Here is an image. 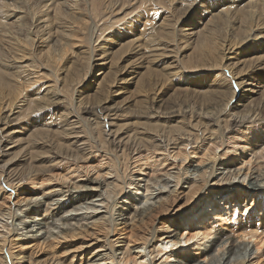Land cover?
I'll list each match as a JSON object with an SVG mask.
<instances>
[{
	"label": "bare ground",
	"instance_id": "obj_1",
	"mask_svg": "<svg viewBox=\"0 0 264 264\" xmlns=\"http://www.w3.org/2000/svg\"><path fill=\"white\" fill-rule=\"evenodd\" d=\"M125 1L0 0V126H3L0 128V153L3 141L7 140L4 135L12 127L11 122L17 124L25 117H35V114L44 109L57 107L65 102L66 95L63 96L61 91L71 89L66 84L62 85L63 82L55 87L48 81L46 85H42V90L32 88L41 79L31 75L32 71L36 73L39 70L40 65L35 64L34 57L31 60V49L43 50L37 56L43 63L38 59L36 61L46 63L49 67H54L55 63L60 66L57 60L65 47L88 37V51H80V48L75 53L74 50L71 51L76 55L89 52L87 68L90 71L84 70L83 59L80 66L77 56L75 60L66 61L67 68H70L68 71L76 76L75 79L70 78V83L77 84L73 90L74 104L66 116L71 119L66 120L69 127L66 129L69 131L68 136L75 138V143L85 138L83 145L91 144L95 148V153L91 156L99 157L97 164H79L77 168L72 164L71 172H78L81 168L85 178L79 179L81 174L71 176L70 170L66 181L60 179L63 175L50 174L49 177H52L50 179L55 184L38 192L32 187L35 174L31 173V176L17 180L0 179V264H37L35 257H38L39 250L47 246H61L63 249L71 247L66 245L67 241L78 237V231H88L91 235L104 234L103 246L96 245L106 247L107 252L96 250L97 252L91 253L90 248L82 246L85 251L79 254L83 257L88 255L85 262L92 261L87 264H264V254L259 252V247L253 249L261 241L258 228H249L246 224L241 233L233 238V234L223 229L228 227L221 225L241 222V215L244 213L264 214V170L256 166L254 169L246 168L229 160L226 154V151L236 153L241 148L238 147L240 136L236 135L237 132L232 136L228 132H222L219 137L208 136V140H197L199 143L194 144L195 146L189 142L190 135H179L171 137L169 143L155 145L148 142L150 146L146 147V139L160 142L159 138L153 135L145 139L138 135L141 138L137 137V140L145 147H137L131 153V164L137 167L136 172L127 163L129 158L122 164L119 154L101 149L104 140L101 135L91 133L88 123L81 115L92 111L93 107L110 111L108 113L117 110L119 106L113 102V96L124 93L129 85L133 86L130 91L131 96H134L142 87L145 93L160 90L163 83L168 81L166 78L202 87L207 84L206 79L212 77L208 84L215 95L213 99H207L206 104H210L209 112H214V124L217 126L220 117L227 116L228 110L251 104L254 94L260 91L264 93V77L259 82L258 78H252L248 72L251 70L264 74V0H152L155 1L152 6L144 0L142 6L133 8V13L128 12ZM174 2L182 12L175 14V6H171ZM83 3H87L84 4V9ZM97 3L102 5L100 11ZM101 10L121 18H115L111 34L107 33V38L99 43L98 39L93 42V38L100 30L97 28L99 21L104 19ZM158 11L160 12L157 14ZM105 25L106 23L103 24ZM181 53H184L181 58L186 59L185 67L177 62L180 60L177 56ZM255 53L256 55L246 59L249 54ZM165 59H171L170 67L165 73L152 69L153 65H162L163 69ZM72 64L75 66L72 67ZM93 67L97 68L95 72L91 71ZM78 68H84L85 72L78 75ZM50 69L47 74L49 76L53 71ZM141 69H146L144 73L151 74V77L140 74ZM223 69H226V75L223 74ZM67 72L65 76H68ZM88 72H92L93 79H89ZM37 73L39 76L40 73ZM24 75L28 76L24 78ZM146 84L147 87L144 86ZM85 88L89 90L85 91ZM199 93L203 94L202 91ZM224 97L227 99L224 100ZM211 99L212 103L208 102ZM158 102L160 100L157 99ZM80 104L88 110H78ZM168 110L180 111L178 108ZM161 112L158 107H153L152 114L150 112L148 117H159ZM259 113L260 111L254 110L247 114L249 122L244 131L251 134L254 131L256 137L261 139L264 137V129H261L264 124L259 126L255 121L259 122L256 119L264 116L258 117ZM38 121L40 124L46 122L44 117ZM101 123L102 127L108 125L105 120ZM100 124L95 126L99 127ZM225 130L230 131L227 128ZM59 132L62 134L63 128L58 130L57 135ZM235 139L238 140L235 142ZM197 141L194 138L193 142ZM69 145L72 146L73 142ZM223 147L225 151L218 154L217 151ZM199 149L202 153L198 162L190 159L186 165L181 163L180 160L186 162L189 155ZM121 152L123 155V149ZM91 156L88 157L90 161ZM142 158L152 159L156 164L153 166L155 169L150 167L152 173L148 176L141 173L144 165L136 164ZM65 163L70 165L66 160ZM96 165L104 166L102 170L105 171L101 174L94 171V176L88 175L89 168L93 169ZM3 172L0 171V177L5 178ZM110 174H113L111 179L107 178ZM141 183L144 188L143 193L141 192L142 199L125 194V190H130L131 185L136 192ZM205 187L207 192L201 195ZM222 194H225L223 198ZM242 195H245V201L241 200ZM231 196L234 198L230 199ZM121 197L124 199L119 200ZM172 198L184 200L183 205L166 211V202ZM95 201L98 204H93ZM97 205L101 207L95 208ZM83 207L93 209L87 216L89 218H83L85 222H81L77 212L73 215L71 213ZM100 208L104 210L99 211ZM160 209L162 217H168L172 222L170 228L167 226L162 231L159 230L161 225H148V219ZM9 219L11 221L8 223ZM124 228L128 230L120 236ZM119 236L122 237L121 240H118ZM30 242L32 246H28ZM116 242H123V246L115 249ZM25 247H35L37 251L29 248L27 252H23ZM182 248L186 252L178 251ZM33 256L35 259H31ZM156 257L157 261L160 260L157 263L154 260ZM48 261L40 264H48Z\"/></svg>",
	"mask_w": 264,
	"mask_h": 264
},
{
	"label": "rangeland",
	"instance_id": "obj_2",
	"mask_svg": "<svg viewBox=\"0 0 264 264\" xmlns=\"http://www.w3.org/2000/svg\"><path fill=\"white\" fill-rule=\"evenodd\" d=\"M143 1L144 0H139V1L138 0H132V1L126 0L125 2H127L126 4L129 7L127 5H125V7H127L128 12L133 13L134 12L133 8L142 6V4L144 2L147 1L146 3L147 4L150 3L151 6L155 2L152 0H145L144 2ZM84 4L86 5L87 3L82 4L83 9L85 7ZM97 6L99 7L100 3H97ZM171 6L172 7L175 6V9H176V10L174 9L175 14L178 12H182V10H180L181 8L177 7L179 5L176 2H174V4L172 3ZM101 7H102V5L99 7V11H100ZM148 8H149V6H148ZM153 12L151 13V15L153 14ZM159 12L160 11H158L157 14ZM131 13H130V15H131ZM101 15H104L105 17L102 16L104 19L99 21V27H97V28H100V30H98L95 33V36L93 38V42H96V40L98 39V42L101 43L105 38H107V35L111 34V32H112L111 31L113 29L112 24L114 23L115 18H116V20L121 18V16L115 17L113 14L108 15L107 13L103 12L102 10H101ZM110 16L112 19L110 18ZM110 22H112V23H110ZM105 23H106V25L103 26V24H105ZM107 25H111L112 27L107 26ZM106 26L109 27L110 29L107 28ZM104 27H105V29H104ZM102 28H103V30H102ZM107 31H109V32H107ZM99 34H101L102 36H99ZM79 42L82 44H79ZM79 42L75 43V45L74 44L72 45L69 43L67 46L68 48L65 47L66 48L65 51L62 52L61 57L58 58V60H57V64H59L60 66L56 65V63L54 65V67L56 69L51 65L49 67V65H47L46 63L42 64L43 62H42L41 58L37 57L40 55L39 52L41 51V50H39V48L38 49H36V48L31 49V53H32L31 54V56H32L31 60L34 57V60L38 59L39 61L42 62L41 63V62H38L35 60L36 65L40 64L38 67L39 70L37 72H39L41 74V77L45 79V80L42 79L40 77V74L38 76L37 72L34 73V71H32L31 75L35 76L38 80H39V78L41 80H40V82H36L35 85H33L31 87L36 88V89L39 88L40 90H42V87L44 85H46V82L48 81L47 83L54 84L55 87H57L58 85H60V83L63 82L62 85L63 84H64V86L67 85V88L69 86V88H71V89H64L63 91H61V93L64 94L63 96L66 95L65 96L66 98H65V102H61L60 104H58L57 107L44 109L43 111H40L38 114H35V117H32V116L31 117H25L24 119L20 120V123H17V124H14L12 122L10 123V124H12V127H10L11 129L6 132V134H8V135L7 136H6V134L4 135V138L7 140L5 142L3 141L2 146H1L2 151L0 153V171H2V170L4 171L3 176L5 178H2V176H1L0 179L17 180L19 178H26L28 176H31V173H32V175L35 174L36 179H35V181L33 183L34 185L32 187H33V189H36V191L38 192L39 190L47 189L50 186H52L53 184H55V181L50 179V178H52V177H49L50 174H58L57 176L63 175L62 177H60V179L62 181H66L70 175L75 177L77 174H81V175L83 174V171L81 170V168L78 169V172H71L72 167H73L72 164L74 166L76 165L75 168H77L78 167L77 165H79V164H82V165H87V163L88 164H97L99 157L91 156L95 153V152H93V149H95V148L91 144H89L88 146L83 145V141H85L84 140L85 138H82V139H80L81 141L79 140L78 142L75 143V138L69 137L67 134L69 131L66 129V128H69L67 125V121L71 120V119H68L66 116H67L69 109L74 104L75 93H73V90L75 89V86L77 85V84L70 83V81L72 80L70 78L75 79L76 76H74L73 74H70L71 73V72H69L70 68L69 67H68L69 69L67 68V62L66 61L72 60V59L75 60V58L77 56V59H78L77 62L79 61L81 63V60L83 59L82 62H83V65H85L84 66L85 69L84 68L83 69L84 70L87 69V71H90V69L87 68L88 67V64H87L88 63V60H87L88 57L87 56H88L89 52H87V53L81 52L82 54L80 53L77 55L73 54L79 48H80V51H83L84 49L88 51V48L90 47V44L88 43V37L86 39H83L82 41H79ZM113 46H115V45L113 44ZM71 50H74V52L72 53ZM179 53L180 52H177V54H179ZM65 54H66V56H65ZM74 55H75V57H74ZM82 55H85L87 58L82 56ZM183 55H184V53H181V55L177 56V58L180 59L179 61L177 60V62L179 65L185 67L186 66V64H185L186 59L181 58ZM251 55H256V53L255 54H249L248 57H246V59L249 58ZM62 58H64V59H62ZM171 59H165L166 64L163 63V69L161 68L162 65L159 67H157V66L154 67V65H153L151 67H153L152 69L156 70L157 72L165 73L166 70H168L170 67L169 61ZM59 60H61L60 63H58ZM74 60L72 62H74ZM248 63L251 64V62H249V61H248ZM178 64H176V65H178ZM41 65H43L44 67L42 68ZM145 65L148 66L149 64H145ZM73 66H75V65L72 64V67ZM80 66H82V63ZM45 67H48V69L51 68L50 71H52V69L54 68L53 71H55V72L52 71L51 72L52 75L49 76L47 74L50 72H48V69L46 68L47 69L46 70ZM63 67H64V69H63ZM57 68H62V70L57 69ZM35 69H37V67ZM83 69L78 68V71L80 73L78 75H81L83 72H85ZM40 70H41V72H40ZM66 70L67 71L69 70L68 71L69 73ZM96 70H97V68L93 67V70H91V71L95 72ZM141 70H140V72H141L140 74H142L144 76L151 77V74L144 73L146 71V69H141ZM66 72L68 73L67 74L68 76H65ZM225 72H226V69H223L224 75H226V73H227V72L226 73ZM248 72L252 78L253 77L256 79L258 78L259 82L261 81L260 79L264 77V74L260 73V72H254L251 70ZM44 74L48 76V79H47V76L44 77L45 76ZM193 74L196 76L195 73H193ZM42 75H44V76H42ZM62 75H63V77H62ZM71 75H72V77H71ZM88 75H89V79H93V78H91V76L93 75L92 72L91 73L88 72ZM27 76L28 75H26V77ZM116 76H117V74H115V77ZM195 76H193V77L195 78ZM23 77L26 78L25 75ZM57 77H59V78H57ZM49 79H50V82H49ZM59 79L61 82L58 81ZM210 79H212V77H210ZM210 79H206L207 84L201 87V86H197L194 83L193 84L192 83L181 84L180 82H178V80L175 81L174 79H171V78L167 79L166 78L165 80H168V81H165L163 83L164 86L160 90L154 91L155 90L154 89L153 91H148L147 93H145L143 90L144 87H142V89L138 93H136L134 96H131V91H130V90H133V86L129 85V86H127L128 89L125 88L126 90L124 93L113 96V99H114L113 102L117 106H119L117 110H112L111 113H108L110 111H106L103 109L98 110L99 107L97 109H94V107H93L92 111L89 110V111H87V113L86 112L81 113V115H82L83 119H85V121L88 123V126L91 129V133L95 136L101 135V138L104 140L103 145H101L102 146L101 149H103L105 151H109L115 155L119 154L118 158L121 161V163L123 161L127 162L128 158L130 159V161L128 159L127 163H129V164L133 163L132 159L130 158L132 151H134V149H136L137 147L138 148H144L145 147L141 143H139L140 142L139 140H137V139L141 138L142 136L145 137V139L148 138V136H153V135L156 136V138H159L160 142L159 141H150V139H146V141H147V143L149 142L151 144L153 143V144L157 145L158 143H160V144L169 143V141L171 140V137L173 138V136L179 137V135H185V137H186L187 135H190L189 136V142L190 143L192 142V146H195L194 144H198L199 143L198 141L203 140V139L208 140V138L210 136L219 137L222 132H224V133L228 132V134L232 136L233 134H235L237 132L236 135L240 136L239 137L240 139L237 143H238V147H241V148L237 149L236 153L232 152V151H226V154H227V157L229 158V160L231 159L232 161H234L240 165L246 166V168L249 167L251 169H254L256 166V168H258V169L261 168L264 170V142H263L264 137L259 139V137H256V133H254V131H251L252 134L249 133L248 131H246V133H245V131H244V130H246L244 127L247 126L248 122H249L248 121L249 118L247 117V114L250 113V111H254V110L256 112L260 111L258 117L264 116V114H263L264 113V93H261V91H260L257 94H254L252 96L251 101H250L251 104H244V105H241V107L235 106L233 109L231 108L230 110H228L227 116H225V117L223 116L224 118L220 117V119L218 120L217 126H216L214 124V123H216V118H214L215 117L214 112H211V111L209 112L210 109L208 106L210 104L209 103L206 104L207 99H210L215 95V93L211 91V85L208 84V83H210L209 82ZM53 81H54V83H52ZM144 86L147 87V84ZM232 87H233V89L235 88V86H233V85H232ZM263 87H264V85H263ZM134 89H135V87H134ZM88 90H89L88 88H85V91H88ZM199 91H202L203 94H200ZM237 94H238V92H237ZM109 96H111V95H109ZM221 97L223 99V96H221ZM156 98L158 100H160V102L157 103ZM212 99L209 100L208 102L212 103ZM225 99H227V98L224 97V100ZM66 100H67V102H66ZM83 106L84 105L80 104L78 106V110H81V109L88 110L87 107L85 108ZM247 106H249L250 108L249 107L247 108ZM153 107H158L162 112L159 114V117H155V118L150 117L149 118L148 114L150 112H151L150 114H152ZM169 108H178V110L180 109V111H170V110H168ZM141 110H142V112H141ZM61 114H63V115H61ZM52 116L54 119L52 118ZM56 116H57V118H56ZM61 116H63V117L61 118ZM41 117L45 118L46 124L44 122H42L43 125L40 124L41 122L38 120H40ZM58 117H59V119H58ZM35 119H37V121H35ZM102 120H105V122L108 123V125H106V126L103 125V127H102V125H101ZM256 120L259 121V122L255 121L256 124H259V126H263L264 118H260V119L257 118ZM26 123H28V124L26 125ZM97 123H99V124L101 123L99 125V127L95 126V125H97ZM19 125H21V126H19ZM59 125H60V128H58ZM35 126L36 127L38 126V127L36 128ZM76 126H78V125H76ZM1 127H3V126L1 125L0 128ZM41 127H43V128H41ZM31 128H33L32 129L33 131L31 130ZM61 128H63V133L61 134L59 132V135H57L58 130ZM225 128L229 129L232 133H230V131H226ZM261 129H264V127H261ZM39 130H42V131H39ZM99 130H101L100 131L101 133H99ZM139 131H141V132H139ZM134 133H136V134H134ZM138 133H140V134H138ZM28 134H30V135H28ZM138 135L141 137H139ZM80 136H83V135H80ZM40 137H42V138H40ZM137 137H139V138H137ZM194 138H195V142L198 140L197 143L193 142ZM197 138H199V139H197ZM248 139H249V141H248ZM190 140H192V141H190ZM236 140H238V139H235V142H236ZM8 141L9 142L11 141V142L6 144V142H8ZM70 142H73L72 146L69 145ZM147 143L144 145H147L146 147L150 146L149 143L148 144ZM26 144H28V145H26ZM74 145H76V146L73 147ZM262 146H263V149H262ZM122 149L124 151L123 155L121 152ZM195 151H194V153L189 155V158L186 159V162H184L185 160L184 161L180 160L181 163H183V165H186L187 161L188 160L190 161V159H191V161H197L198 162L199 161L198 159L200 158L202 151H200V149L195 150ZM224 151H225V149L223 147V148H220L217 151V153L221 154ZM120 152H121V155H120ZM218 154H217V156H218ZM89 156H91L90 158H92V161H90L88 159ZM121 156H123V157H121ZM124 159H126V160H124ZM65 160L67 162H70L69 163L70 165L66 164ZM177 160L179 162V159H177ZM209 161H211V160H207V162H209ZM148 163H150V165ZM152 163H153L152 159L146 160V159L142 158V160L136 164H138V165L140 164L142 166L144 165V167L141 166L144 169L143 172H141V173H143V175L147 174V176H148L152 173L151 169L153 168V166L154 165L156 166V164H154V163L152 164ZM262 163H263V166H262ZM122 164H124V162ZM260 164H261V166H260ZM133 165L134 164L130 165L131 169L133 171L137 172V167L133 166ZM32 166L34 169L31 168ZM103 167L100 165H96L95 167H93V169L89 168L90 172L88 173V175L94 176L95 175L94 171L97 172L96 174H98V173L101 174L103 171H105V169L102 170ZM150 167H152V168H150ZM153 169H155V168H153ZM69 170H70V175H69V173H67ZM127 172H128V174L130 173L128 171V169H127ZM125 174L127 175V177H129L126 172H125ZM112 176H113V174L107 175V178L111 179V178H113ZM82 178H85V176L82 175V176H80L79 179H82ZM49 179H50V181H48ZM239 179L241 180L242 177H240ZM142 185H143V183L140 184L139 189L136 192H135V188H133V186L131 185L130 190H128V188L125 190V194L129 195V196L130 195L136 196V198H138L139 200L142 199L141 198V192L143 193V189H144ZM151 189H154V188L151 187ZM21 191H22V189H21ZM206 192H207V189L205 187V189H203L201 191V195L206 193ZM224 195L225 194H222L221 198H223ZM240 197L242 198L241 200H243V201L246 200L245 195H242ZM228 198H230V197H228ZM233 198L234 197L231 196L230 199H233ZM121 199H124V197H121L119 200H121ZM178 200L179 199L174 200L172 198L171 200L167 201L166 202V207H167L166 211H169L172 207L176 208L178 206H182L184 200H182V199H181V201H178ZM221 200H223V199H221ZM93 204H98V201L93 202ZM97 206L98 207H95L97 209L99 207H101V205H97ZM118 206H120V204H118ZM100 210L102 211V210H104V208H100L99 211ZM75 212H77L76 213L77 217L82 219L81 222L82 221L85 222L86 218H89V217H87V216H89L88 215L89 212H93V209H86L83 207L80 210L72 211L71 212L72 215L75 214ZM116 212H117V210H115V213ZM157 212H158L157 214L153 215L150 219H148V225H151V226L157 225V227L158 226L160 227V225H161L162 227H160V229H159L160 231L166 230L167 226H169V228H170V226L172 224L171 219H169L168 217L167 218L162 217V210L161 209L157 210ZM241 216H242L241 222L232 223V224H228V223H226V224L220 223V224L224 225V226L226 225L228 227V228L224 227L223 229L228 231L231 235L233 234V238H236L237 235L239 233H241L240 231L243 230L244 227H246V224L249 225V228H253V229L258 228V230H259L258 235L261 238V241L258 244L259 246L258 245L253 246V249L255 247H259V252L264 254V214H260V212L244 213V215H241ZM7 221L9 223L11 220L9 219ZM16 223H18V221ZM126 229L128 230V228H126ZM126 229L125 228L122 229L124 231L121 232L122 234H120V236H122L123 233H126L125 232ZM186 230L191 231L192 229L186 228ZM77 233H78V237H76L75 239L67 241L68 244H66V245H69V246L71 245V247L63 249V247L61 248V246H58V247L47 246L45 249L43 248L42 250H39L37 253V255L39 254L38 257H35L38 260L37 264L46 262L48 260H49L48 264H87L88 262L91 263L92 261L85 262L86 256L88 257V255H85V257H83V255L81 256L79 254V252L85 251L82 246L88 247V249L90 248L91 253H95L97 251L100 252V250H101V252H107L105 250L106 247H98L96 245V244H98L100 246H103V239H104L103 238L104 234H102L103 232L102 233H96L94 235H91L88 231H86V232L78 231ZM95 237L97 239H95ZM121 238L122 237L118 238V240L119 239L121 240ZM87 244H90V245H87ZM28 246H32V243L31 242L28 243ZM120 246H123V242H116V245L114 246V248L118 249V248H120ZM29 248L35 249V247H25V248H23L24 249L23 252H27L28 251L27 249H29ZM184 248H186V247L184 246ZM183 250L184 249L182 248V249H179L178 251L182 252V253L186 252ZM35 251H37V249H35ZM141 254H143V253L141 252ZM80 257H83V259L81 260ZM35 258H34V256L31 257V259H35ZM157 259H158V257H156L154 259V260H156L155 263L160 261V260L157 261ZM52 261H54V262H52ZM22 264H26V263L24 262ZM111 264H114V263H111Z\"/></svg>",
	"mask_w": 264,
	"mask_h": 264
}]
</instances>
